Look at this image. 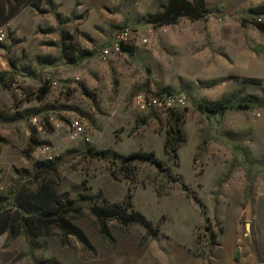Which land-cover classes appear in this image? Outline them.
<instances>
[{"label": "rangeland", "instance_id": "374dc122", "mask_svg": "<svg viewBox=\"0 0 264 264\" xmlns=\"http://www.w3.org/2000/svg\"><path fill=\"white\" fill-rule=\"evenodd\" d=\"M77 1L29 0L10 18L14 2L0 0L6 31L0 45V145L6 148L0 149V160L9 156L10 162L0 174V195L7 198L4 206L16 188L64 196L80 208L66 218L90 248L54 225L22 227L8 242L0 239V264H212L232 210L243 206L239 196L249 175L255 170L264 178V49L263 38L254 36L257 19L264 23L259 12L264 3H240L230 14L212 10L216 21L179 17L151 25L154 32L143 45L147 18L166 0L142 15L141 0H89L87 9ZM189 1L205 7L204 0ZM124 25L134 30L125 46L133 57L100 59L99 50ZM80 51L87 57L73 63L64 56ZM247 63L255 67L251 76L244 75ZM44 84L48 92L39 102ZM146 89L184 93L189 105L178 112L138 111L134 97ZM246 100L251 109H232L222 117L196 109V104ZM256 111L262 118L254 117ZM33 116L37 125L29 122ZM45 116L63 128L54 130ZM13 117L17 120L10 121ZM71 120L79 122L88 143L69 138ZM174 126L184 139L173 144L177 163L164 154ZM44 147H50L53 167L36 173L33 164L48 161L41 155ZM105 150L119 156L153 152L165 169L134 161L130 173L118 160L88 153ZM29 151L31 162L24 166L19 159ZM90 205L138 213L154 235L139 223L125 226L114 219L103 222L105 234Z\"/></svg>", "mask_w": 264, "mask_h": 264}, {"label": "trees", "instance_id": "16d2710c", "mask_svg": "<svg viewBox=\"0 0 264 264\" xmlns=\"http://www.w3.org/2000/svg\"><path fill=\"white\" fill-rule=\"evenodd\" d=\"M15 4L10 11V18L17 13L19 6L28 3L29 0H12ZM50 0H47V2ZM37 7V3L33 4ZM260 13H264V6L259 9ZM207 9L200 3H193L189 0H166L165 4L160 6L155 14L150 15L147 18V23L155 27L173 23L179 17H187L192 20L203 19L208 16ZM255 26L262 32H264V23L256 22ZM66 49V48H65ZM74 51V50H72ZM123 52L128 56L133 57L132 52L123 47ZM81 56H84V52H80ZM67 61L75 62L73 53L68 56L65 54ZM78 61V60H77ZM48 92L46 84L39 88L38 100H42ZM253 103L250 101H243L237 103H231L229 101H222L210 105L196 104V109L205 114L206 116L217 114L222 117L227 111L232 109L249 110L253 107ZM40 109L36 110V113L40 112ZM1 118V117H0ZM16 120V118H14ZM172 138H167L164 143V154L169 155L171 153L173 160L177 163L178 156L176 150L173 148L177 142H183V137L180 135L178 128L172 127ZM173 144H175L173 146ZM172 146V147H171ZM29 152H25L29 154ZM91 156H96L101 159H114L118 160L121 168L126 171H130L129 163L134 161L148 162L155 166L159 171L164 170L163 163L159 160L153 152H132L126 156H119L116 153L105 150L98 152L88 151ZM53 161V160H52ZM52 161L36 162L33 164L32 169L37 173L42 169H51L53 167ZM132 173V170L130 171ZM176 181L178 177L175 178ZM184 189L185 186H182ZM7 198L0 195V236L7 233L10 237L18 234V229L22 227L30 229L33 227L38 229H46L51 225L56 226L65 236L74 237L84 248H90V244L85 237L81 229L70 222L66 215L69 213L78 214L80 208L78 206H71L67 203L64 196L56 197L51 194L47 189H39L36 192H27L22 188H16L10 196V205L4 206ZM5 207H10L5 211ZM91 213L96 219L101 222L102 232L106 234L105 224L106 220L114 219L120 222L122 225H129L133 223H139L145 227L147 231H151L150 226L144 220L143 216L138 213H132L126 215L123 213V209L119 206L109 207H97L96 205H90ZM5 214V215H4ZM18 225V228L16 226ZM16 227V230H15ZM30 227V228H29ZM152 235L154 232L151 231ZM36 234V232L32 233Z\"/></svg>", "mask_w": 264, "mask_h": 264}, {"label": "crops", "instance_id": "0c3cea01", "mask_svg": "<svg viewBox=\"0 0 264 264\" xmlns=\"http://www.w3.org/2000/svg\"><path fill=\"white\" fill-rule=\"evenodd\" d=\"M77 2L80 7L84 6L86 9L91 4L89 0H79ZM141 2L143 7L138 5L140 6L139 10L141 15L146 12H155L154 8L157 5V0H141ZM240 3L242 7H244L247 5L250 6L251 4L255 5L264 3V0H204L205 8L209 13L204 21H216V17L214 16L215 14H210L212 10L223 11L225 14H230L233 7L238 6ZM88 12H91L88 14L89 19H93L94 15L92 14L91 9L88 10ZM254 29V36L256 38H260L261 40L263 38V42L259 43V45H261L264 49V32L260 31L258 28ZM86 33L88 32L86 31ZM80 52H77L76 56L73 55L74 59L82 60L87 57V53L84 52L85 55L81 56ZM243 70H245V76H251L255 67L252 63H247ZM3 82L4 78L1 77L0 92L2 91V86L4 85ZM42 100L38 101L41 102ZM14 118L16 117L11 118L10 121L17 120V118L16 120H14ZM61 128L63 127H60L57 130H60ZM4 148L6 147H2V145H0L1 150ZM0 152L2 153L0 154V158H3V151ZM22 154L23 156L21 155V158L19 159L20 163L24 166L29 165L31 162V152L29 154L22 152ZM6 157L9 159V156ZM8 159L0 160V174L5 173L7 170L6 167L10 164ZM253 172L255 173L254 175H252ZM253 172L249 175L250 179L245 184L244 194L239 196V198L242 199L243 206L240 209H235L234 211L232 210L234 218L232 219V222L225 227V230L221 234L217 244H215L211 259L212 264H264V178H262L261 173H258L255 170H253ZM2 237L3 239L6 237L5 239L7 242L9 241L7 238H12L7 233L2 234L0 239Z\"/></svg>", "mask_w": 264, "mask_h": 264}, {"label": "built area", "instance_id": "2783aa9c", "mask_svg": "<svg viewBox=\"0 0 264 264\" xmlns=\"http://www.w3.org/2000/svg\"><path fill=\"white\" fill-rule=\"evenodd\" d=\"M257 20L258 23L262 21L260 18ZM154 29L155 28L153 26L149 25L143 38L140 39L141 44L145 45L149 43V36L154 32ZM133 31L134 30L129 26H122L113 36L111 41L99 50V58L105 60L111 56L127 55L123 52V47L129 44L133 35ZM5 39V26L0 24V45L3 44ZM48 83L51 85V87L56 86V81H49ZM188 105L189 98L184 93L156 92L146 89L143 92L136 94L134 97V106L138 111L141 112L148 110H166L178 112L187 108ZM254 117L256 119H260L262 118V113L260 111H256V113H254ZM45 119L49 121L54 130L63 127V124L54 119L52 116H45ZM29 122L32 125H37L38 118L36 116L30 117ZM66 126L71 128V134L69 135L71 140H80L86 143L90 141L87 135H82V128L78 121L71 120L69 125ZM41 155L48 161H52L54 159V157L51 155L50 147H44L41 151Z\"/></svg>", "mask_w": 264, "mask_h": 264}]
</instances>
